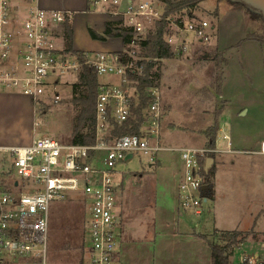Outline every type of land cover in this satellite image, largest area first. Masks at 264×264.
<instances>
[{
	"label": "built area",
	"instance_id": "built-area-1",
	"mask_svg": "<svg viewBox=\"0 0 264 264\" xmlns=\"http://www.w3.org/2000/svg\"><path fill=\"white\" fill-rule=\"evenodd\" d=\"M87 10L112 17L113 22L133 32L125 52L89 50L80 60L57 43L67 18L64 11L44 9L39 0H0V91L27 96L40 110L49 100L52 77L56 83L60 76L77 73L85 64L98 80L92 143L42 136L27 144L0 146V264H51L52 205L73 195L81 196L87 209L86 264H114L121 236L117 212L120 165L136 155L156 163L162 152L178 151L183 161L179 207L201 214L203 199L208 200L204 197L202 161L211 152L233 150L226 124L220 126L212 147L168 146L163 138L164 106L157 85L146 89L150 101L143 110L140 133L112 138L114 124L128 120L133 104L139 102L138 82L132 74L142 73L144 67L135 55L156 29V22L166 18L167 42L174 50L183 51L190 36L209 40L207 19L164 16L158 0H87ZM51 101L58 102L59 97L55 94ZM258 152L264 154V140ZM8 175H13L10 185ZM218 233L217 242L227 248L231 264H264V236Z\"/></svg>",
	"mask_w": 264,
	"mask_h": 264
},
{
	"label": "rangeland",
	"instance_id": "rangeland-1",
	"mask_svg": "<svg viewBox=\"0 0 264 264\" xmlns=\"http://www.w3.org/2000/svg\"><path fill=\"white\" fill-rule=\"evenodd\" d=\"M193 12L210 22L209 40L202 42L190 36L186 50L172 49L171 56L156 59L152 68L160 74L156 87L164 106L163 138L166 143L178 147H210L207 134L217 131L220 122L225 123L238 139L237 148L230 152H214L218 160L211 177L214 186L210 185L204 196L208 200L203 199L201 214L187 211L180 215L168 196V192L175 190L173 156L179 152L171 151L169 157L162 155V164L153 167L147 157L137 155L121 165L119 171L125 173V180L120 184L119 203L123 194L125 203L132 201L137 190H143L145 195L134 196L132 207H125L123 212L126 220L123 238L126 235L127 239L119 264H209L206 258L195 259V253L186 257L182 251L175 254L165 248H159L158 255L153 256L154 240H159L168 223L199 225L197 228L203 232L212 231L206 234L210 242L218 241V231L222 230L238 232L240 236H264V154L258 152L259 143L264 139V20L257 17L254 9L231 0H203ZM104 19L86 24L79 19L76 25L71 22L73 46L74 43L78 48L94 45L88 27L101 33L107 22L115 20L112 17ZM119 38L113 35L96 42L105 46L114 42L113 52H125L128 47ZM57 43L64 46L65 39H57ZM143 48H137L135 59L153 60L146 56ZM50 81L53 86L48 90L49 100L40 110H35V102L32 106L36 111L35 137L51 136L70 141L74 117L80 108L71 100L78 76L68 72L60 76L58 82L54 83L53 77ZM55 94L59 97L58 102L51 101ZM20 107L0 99L1 137L15 139L21 132L24 117ZM28 111L31 112L30 107ZM13 174L18 177L15 171ZM146 174L154 178L146 177ZM140 175L144 178L138 184L136 180ZM12 180L13 175H8V185ZM166 190L167 194L163 193ZM86 210L84 199L79 195L52 205L49 225L51 264H79L80 258L85 257L81 245L85 236ZM195 246V250L203 247L207 254L211 248L202 241Z\"/></svg>",
	"mask_w": 264,
	"mask_h": 264
},
{
	"label": "trees",
	"instance_id": "trees-1",
	"mask_svg": "<svg viewBox=\"0 0 264 264\" xmlns=\"http://www.w3.org/2000/svg\"><path fill=\"white\" fill-rule=\"evenodd\" d=\"M162 4L164 16L171 15H188L189 17L196 16L193 12V9L198 6V4L203 0H158ZM235 3L246 8L251 7L244 3L243 1L236 0ZM257 17L261 20H264L262 12L255 11ZM166 18L156 22V29L149 34L148 38L143 42L144 47H146L147 57H151L149 62L139 61L138 63L144 64V70L142 73H134L132 77L137 80V89L139 92L138 103L133 104L132 114L129 119L123 122L122 124H114L112 138L119 137L124 134H138L140 133V127L143 122V110L148 105L150 98L146 92L148 87L157 85L156 80L159 78L160 74L157 71H152V68L155 64L156 59H162L172 55V46L166 40V34L168 33L167 21ZM71 19L69 16L66 18L65 22V50L73 54L78 55L80 60L85 59L84 50H76L73 46L72 33H71ZM88 33L90 37L94 40H105L109 36L122 37L123 43L127 44L133 35V32L124 26H119V22H107L105 30L101 33L96 32V30L89 26ZM144 49V48H143ZM144 49V51H145ZM146 52H144L146 54ZM78 81L73 86V97L72 103L77 105L79 108L78 114L74 117V129L71 135V142L74 143H92L94 141V131H95V115H96V102L98 96V80L97 75L93 69L89 66L83 64L77 72ZM220 127L217 128V131L210 134L209 137V146L215 145V140L219 132ZM209 157L215 158V153H209ZM207 160L202 161V173L205 178V183L208 185V188L204 190V196L210 190V185L214 182L211 180V177L214 176V163H211L210 166L207 165ZM239 234V233H238ZM208 240V239H207ZM209 242L211 249V259L212 264H231L226 255V247L220 245L216 242ZM65 245H63L64 247ZM82 250L85 254V244L82 243ZM85 257H81L79 264H86Z\"/></svg>",
	"mask_w": 264,
	"mask_h": 264
},
{
	"label": "crops",
	"instance_id": "crops-1",
	"mask_svg": "<svg viewBox=\"0 0 264 264\" xmlns=\"http://www.w3.org/2000/svg\"><path fill=\"white\" fill-rule=\"evenodd\" d=\"M39 3L44 9H56V10L64 11L67 14V16L70 17L71 22L74 23V25L77 24L79 19H82V22H84V24H86L87 21L88 22H94V23H97V21L100 19H102V21H104L105 20L104 18L107 17L104 15L93 14V13L89 12L87 10V0H39ZM188 17L189 16H187V15L185 16V18H188ZM76 31H77V28H75V32ZM85 32H87L86 29H85ZM61 34L62 35L60 36L59 39L64 40L65 39L64 31H62ZM120 38L122 39V37H120ZM90 40L94 43V45H92L91 47H85V48L79 47L78 48L77 45L74 43V48L78 51L80 49H83L84 51H89V50H100V49H110L111 50L112 48H114V42L111 43L110 45L105 46V45L97 44L96 40L92 39L91 37H90ZM63 47H65V45ZM2 98L6 99L8 101L17 103V107L21 106L20 110H21L22 116L24 117V120H23L24 122H23V127L21 129V132H19L15 136V139H13L12 137L6 139V138H3L0 136V146H13V145H19V144L21 145L22 143L23 144L29 143L33 138H35V132H36V128H35V119H36V115H35L36 111L35 110L36 109L34 110V108L32 107L34 102L31 100V98L24 96L20 93H15V92L8 93V92L0 91V99L2 100ZM29 107L31 108V112L28 111ZM222 113H220V114H222ZM222 124H225V123L219 122V127ZM231 138H232V146H233V150H234L235 148H237V147H235V144H237L238 139L235 138L234 135H232V133H231ZM260 143H259V145H260ZM166 144L168 146L178 147L176 145H171L168 143H166ZM170 154H171V151H167L166 154H164V152H162L159 156L158 161L156 163H151L150 166L153 167L155 165H161L162 164V161H161L162 155H164L165 157H169ZM172 154H174V153H172ZM210 158H212V157H209L206 159L207 162L210 160ZM173 159H175L174 160L175 161V165H174L175 171H173V174H172V182H174L173 188H175V190L173 189V192H168V196L170 198V201H172V204H173L175 210H177L179 212V214L183 216V213L186 211H182L179 207V204H178V195H179L178 194V185H179V181L181 179L182 168H183L182 162L183 161H182L179 153H178V155L174 154ZM217 161L218 160L215 157L214 161L211 163H215ZM124 174L125 173L120 172L117 176V181L119 182L117 212L119 214V220H120L119 221V226H120V230H121L120 240H121V238H123V230L125 229L124 223L126 222V220L124 219L123 212L125 211V209L127 207H128V209L132 207L134 196L137 198L139 196V198H140L141 196L143 197L145 195L143 190H141V191L137 190V192L131 197L132 201L130 203H127V202L125 203L126 200H124V194H123V200L119 203V201H120L119 200V198H120L119 192L121 189L120 184H124V180H125V178H123L125 176ZM145 176L146 177L151 176V178H154V176L151 174H146ZM142 178H144V176H141L139 178V180H136L138 184L142 182ZM152 184H153V181H152ZM155 186H156V184H155ZM163 193L167 194V190L163 191ZM165 197H167V195H165ZM152 202L153 201L151 200V203ZM131 213H133V212L131 211L130 215H131ZM179 214H178V216H179ZM198 226L199 225L188 226L186 224H182L179 222L177 224H173V225L168 223L166 225L167 230L163 233V235L160 236L159 240H156V241L154 240V244L152 247L153 256L156 257V255H158L159 248H163V249L165 248L166 251L167 250H170V251L173 250V252L175 254H177L179 251L180 252L182 251L183 253L186 254V257L190 253L192 255H193V253H195V259L200 258L202 260H205V258H206V260L207 259L209 260V264H212V259H211V249L212 248H210V245L208 242L209 239L206 236V234L211 233L212 231L203 232L199 228H197ZM215 229L218 230L219 228H214V230ZM219 230H221V229H219ZM160 231L162 233L163 229ZM160 231H159V233H160ZM129 237H131L130 234H129ZM125 239H127L126 235H124L123 240H121V241L119 240V246H118V250H117V253L115 256L116 264H119V262L121 261V254L123 253V245H125V241H124ZM199 241H202V242L208 244V247L210 248L208 250V254L203 247L201 248L202 250H199V249L195 250V248H196L195 245L197 244L199 246Z\"/></svg>",
	"mask_w": 264,
	"mask_h": 264
},
{
	"label": "water",
	"instance_id": "water-1",
	"mask_svg": "<svg viewBox=\"0 0 264 264\" xmlns=\"http://www.w3.org/2000/svg\"><path fill=\"white\" fill-rule=\"evenodd\" d=\"M232 2H235L236 0H231ZM243 1L244 3H246L247 5H249L251 7V9H254L255 11H260L262 12L263 16H264V0H240ZM131 155L129 154L128 157H130ZM214 161V158H210V160L208 161V166L211 165V162ZM208 185L204 184L203 185V190L207 189ZM205 201H207V198H205Z\"/></svg>",
	"mask_w": 264,
	"mask_h": 264
}]
</instances>
